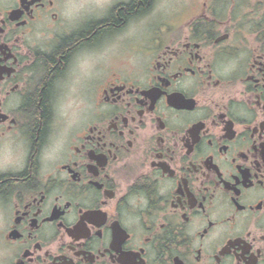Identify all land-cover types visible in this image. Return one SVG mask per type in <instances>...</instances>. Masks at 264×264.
Segmentation results:
<instances>
[{"label":"flooded vegetation","instance_id":"af4514ba","mask_svg":"<svg viewBox=\"0 0 264 264\" xmlns=\"http://www.w3.org/2000/svg\"><path fill=\"white\" fill-rule=\"evenodd\" d=\"M0 264H264V0H0Z\"/></svg>","mask_w":264,"mask_h":264},{"label":"rangeland","instance_id":"374dc122","mask_svg":"<svg viewBox=\"0 0 264 264\" xmlns=\"http://www.w3.org/2000/svg\"><path fill=\"white\" fill-rule=\"evenodd\" d=\"M170 6H171V4L170 3H161L160 4V6H159V8H160V10L162 9V10H167V9H169L170 8ZM175 8H176V6H175ZM163 12V11H162ZM157 16H159V15H157ZM164 16H165V13L163 12V14H162V18H164ZM160 17V16H159ZM158 17V20L156 19V20H154V22H152V24L154 23V25L155 26H157L158 25V21L159 22H162V21H164L165 22V19H161V18H159ZM139 30H145V27H141Z\"/></svg>","mask_w":264,"mask_h":264},{"label":"snow or ice","instance_id":"6c2138e0","mask_svg":"<svg viewBox=\"0 0 264 264\" xmlns=\"http://www.w3.org/2000/svg\"><path fill=\"white\" fill-rule=\"evenodd\" d=\"M89 2L101 8L108 4V0H89Z\"/></svg>","mask_w":264,"mask_h":264}]
</instances>
